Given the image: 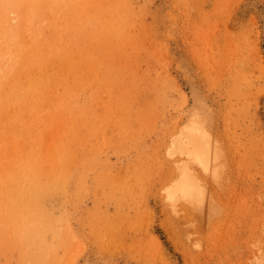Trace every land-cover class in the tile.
Returning a JSON list of instances; mask_svg holds the SVG:
<instances>
[{"label":"rangeland","instance_id":"374dc122","mask_svg":"<svg viewBox=\"0 0 264 264\" xmlns=\"http://www.w3.org/2000/svg\"><path fill=\"white\" fill-rule=\"evenodd\" d=\"M91 1L0 0V264H264V0Z\"/></svg>","mask_w":264,"mask_h":264},{"label":"bare ground","instance_id":"6f19581e","mask_svg":"<svg viewBox=\"0 0 264 264\" xmlns=\"http://www.w3.org/2000/svg\"><path fill=\"white\" fill-rule=\"evenodd\" d=\"M21 1H22V0H21ZM79 1H80V3H81V0H79ZM92 1H93V0H92ZM92 1H91V2H92ZM140 1H141V0H140ZM18 2H19V1H18ZM72 2H73V1H72ZM94 2H95V1H94ZM55 3H56V2H55ZM66 3H67V2H66ZM69 3H70V2H69ZM80 3H79V4H80ZM82 3H83V2H82ZM16 4H17V3H16ZM18 4H19V3H18ZM77 4H78V3H77ZM79 4H78V5H79ZM84 4H85V3H84ZM90 4H91V3H90ZM31 5H32V4H31ZM65 5H66V4H65ZM85 5H86V4H85ZM87 5H88V3H87ZM87 5H86V6H87ZM92 5H93V3H92ZM13 6H14V5H13ZM19 6H20V5H19ZM21 6H22V5H21ZM21 6H20V7H21ZM27 6H28V5H27ZM61 6H62V5H61ZM61 6H58V7L60 8ZM73 6H74V5H73ZM80 6L82 7L81 4H80ZM20 7H19V8H20ZM25 7H26V5H25ZM58 7H57V9H58ZM70 7H72V4H71ZM76 7H77V6H76ZM21 8H22V7H21ZM23 8H24V7H23ZM65 8H66V6H65ZM68 8H69V7H68ZM68 8H67V9H68ZM88 8H89V7L87 6L86 9H88ZM116 8H118V7H116ZM12 9H13V8H12ZM57 9H56V10H57ZM80 9H81V8H80ZM21 10H22V9H21ZM23 10H25V9H23ZM50 10H51V9H50ZM12 11H13V10H12ZM29 11H30V10H29ZM54 11H55V10H54ZM63 11H64V9H63ZM66 11H67V10H66ZM79 11H80V10H79ZM115 11H116V9H115ZM10 12H11V11H10ZM23 12H24V11H23ZM52 12H53V11H52ZM76 12H77V9H76ZM85 12H86V11H85ZM89 12H90V11H89ZM0 13H2V12H0ZM6 13H7V12H6ZM6 13H5V14H6ZM60 13H62V12L60 11ZM64 13H65V11H64ZM81 13H82V12H81ZM23 14H24V13H23ZM25 14H26V13H25ZM62 14H63V13H62ZM73 14H74V13H73ZM1 15H3V14H0V16H1ZM6 15H7V14H6ZM6 15H4L3 17L5 18ZM30 15H31V14H30ZM51 15H52V14H51ZM51 15H50V17H51ZM78 15H79V13H78ZM82 15H83V14H82ZM113 15H114V14H113ZM24 16H25V15H24ZM27 16H29V15H27ZM33 16H35V15L33 14ZM45 16H46V14H45ZM47 16H48V15H47ZM47 16H46V17H47ZM52 16H53V15H52ZM59 16H60V15H59ZM67 16H69V15L67 14ZM75 16H76V15H75ZM117 16H118V15H117ZM37 17H39V16L37 15ZM37 17H35V18H37ZM56 17H57V16H56ZM56 17H55V18H56ZM77 17H78V16H77ZM83 17H84V19H85V16H83ZM1 18H2V17H1ZM22 18H23V17H22ZM60 18H61V16H60ZM63 18H64V17H63ZM69 18H71V17H69ZM72 18H73V16H72ZM90 18H92V17H90ZM24 19H25V18H24ZM27 19H28V18H27ZM46 19L48 20V18H46ZM82 19H83V18H82ZM84 19H83L82 21H84ZM87 19H89V18H87ZM87 19H85V20H87ZM96 19H97V18H96ZM96 19H95V21H96ZM30 20H31V19H30ZM37 20H38V19H37ZM37 20H36V21H37ZM39 20H40V19H39ZM53 20H54V18H53ZM61 20H62V18H61ZM63 20H64V19H63ZM65 20H66V19H65ZM76 20H77V19H76ZM80 20H81V19H80ZM89 20H90V19H89ZM97 20H98V19H97ZM5 21H6V20H5ZM13 21H14V20H13ZM31 21H32V20H31ZM31 21H30V22H31ZM36 21H35V22H36ZM54 21H55V20H54ZM66 21H68V20H66ZM91 21H92V20H90L89 22H91ZM95 21H92V22H93V23H96ZM109 21L112 22V20L109 19L107 23H109ZM28 22H29V21H28ZM28 22H27V23H28ZM64 22H65V21H64ZM70 22H71V21H70ZM84 22H85V21H84ZM92 22H91V23H92ZM101 22H102V21H101ZM124 22H125V19H124ZM1 23H2V22H1ZM21 23H22V22H21ZM21 23H20V25H22ZM32 23H34V22L32 21ZM32 23H31V24H32ZM37 23H38V22H37ZM40 23H41V22H40ZM45 23H46V22H45ZM78 23H80V21L77 22V24H78ZM103 23H105V21L102 22V24H103ZM117 23H118V22H116V24H117ZM48 24H49V23H48ZM53 24H54V23H53ZM53 24L50 22V25H53ZM55 24H58V23H55ZM59 24H60V23H59ZM68 24H69V22H68ZM68 24H67V25H68ZM73 24H74V22H73ZM84 24H85V23H84ZM109 24H110V23H109ZM109 24H108V25H109ZM121 24H122V23H121ZM4 25H5V23H4ZM28 25H30V24H28ZM40 25H41V24H40ZM43 25H44V24H43ZM60 25H61V24H60ZM62 25H63V24H62ZM62 25H61V26H62ZM90 25H91V24H90ZM90 25H89L88 27H90ZM92 25H93V24H92ZM108 25H106V26H108ZM113 25H114V22H113ZM117 25H118V24H117ZM36 26H37V25H36ZM38 26H39V25H38ZM45 26H46V25H45ZM53 26H55V25H53ZM63 26H64V25H63ZM65 26H66V25H65ZM84 26H85V25H84ZM95 26H97V25H95ZM98 26H99V25H98ZM102 26H103V25H102ZM126 26H127V25H126ZM2 27H3V26H2ZM5 27H6V26H5ZM19 27H20V29H22L21 26H19ZM29 27H30V26H28V28H29ZM46 27H48V26H46ZM50 27H51V26H50ZM74 27H77V26L75 25ZM86 27H87V26H86ZM113 27H114V26H113ZM3 28H4V27H3ZM24 28H25V27H24ZM63 28H64V27H63ZM79 28H80V27H79ZM92 28H93V27H92ZM100 28H101V27H100ZM26 29H27V28H26ZM57 29H58V28H57ZM65 29L67 30V28H65ZM83 29H85V27H83ZM102 29H104V28H102ZM102 29H101V30H102ZM112 29H113V28H112ZM112 29H111V30H112ZM115 29H116V28H115ZM9 30H10V29H9ZM22 30H23V29H22ZM29 30H30V29H29ZM36 30H37V29H36ZM39 30H40V29H39ZM48 30H49V29H48ZM60 30H63V29H60ZM86 30H87V29H86ZM94 30H95V29H94ZM106 30H107V29H106ZM25 31H26V30H25ZM45 31H46V30H45ZM45 31H44L43 33H45ZM4 32H6V31H4ZM28 32H30V31H28ZM28 32H27V33H28ZM53 32H54V31H53ZM65 32H66V31H65ZM75 32H76V31H75ZM81 32H82V31H81ZM99 32H100V31H99ZM20 33H21V32H20ZM27 33H26V34H27ZM58 33H59V32H58ZM71 33H72V32H71ZM71 33H70V34H71ZM51 34H53V33H51ZM56 34H57V33H56ZM62 34H63V32H62ZM86 34H87V32H86ZM123 34H124V33H123ZM23 35H24V34H23ZM39 35H41V34H39ZM43 35H44V34H43ZM57 35H58V34H57ZM117 35H119V34H117ZM52 36L54 37V35H52ZM67 36L69 37V35H67ZM71 36H72V35H71ZM75 36H76V35H75ZM45 37H46V36H45ZM63 37H64V36H63ZM2 38H3V37H2ZM26 38H27V37H26ZM39 38H40V36H39ZM41 38H43V36H42ZM66 38H67V37H66ZM76 38H77V37H76ZM68 39H70V38H68ZM19 40H20V39H19ZM42 40H43V39H42ZM56 40H58V39H56ZM28 41H29V37H28ZM54 41H55V40H54ZM54 41H53V42H54ZM66 41H67V40H66ZM68 41H69V40H68ZM70 41H71V40H70ZM23 42H24V41H23ZM44 42H45V41H44ZM59 42H60V41H59ZM63 42H64V41H63ZM1 43H2V42H1ZM9 43H10V42H9ZM18 43H19V42H18ZM25 43H26V42H25ZM28 43H29V42H28ZM45 43H46V42H45ZM65 43H67V42H65ZM73 43H74V42H72V44H73ZM7 44H8V43H7ZM40 44H41V42H40ZM6 46H7V45H6ZM9 46H10V45H9ZM2 47H3V45H2ZM38 47H39V46H38ZM46 47H47V46H46ZM48 47H49V46H48ZM48 47H47V48H48ZM73 47H74V45H73ZM6 48H7V47H6ZM42 48H43V47H42ZM60 48H62V47H60ZM60 48H59V49H60ZM67 48H68V47H67ZM18 49H19V48H18ZM20 49H21V48H20ZM33 49H34V48H33ZM37 49H38V48H37ZM39 49H40V48H39ZM71 49H72V48H71ZM0 50H1V49H0ZM10 50H11V49H10ZM24 50H25V49H24ZM24 50H23V51H24ZM54 50H56V49H54ZM61 50H62V49H61ZM65 50H66V49H65ZM68 50H69V49H68ZM23 51H22V53H23ZM31 51H32V50H31ZM37 51H38V50H37ZM43 51H45V49H44ZM76 51H77V50H76ZM0 52H1V51H0ZM16 52H17V51H16ZM16 52H14V53H16ZM24 52L26 53V51H24ZM38 52H39V51H38ZM48 52H49V51H48ZM48 52H47V53H48ZM41 53H42V52H41ZM68 53H70V52H68ZM9 54H10V53H9ZM39 54H40V53H39ZM60 54H61V53H60ZM70 54H71V53H70ZM4 55H5V54H4ZM33 55H38V53H36V51H35V53H34ZM41 55H42V54H41ZM44 55H45V54H44ZM44 55H43V56H44ZM48 55H49V54H48ZM48 55H47V56H48ZM61 55H62V54H61ZM47 56H46V57H47ZM29 57H30V56H29ZM29 57H28V58H29ZM50 57H51V56H50ZM10 58H12V57H10ZM10 58H9V60H10ZM18 58H19V57H18ZM25 58H26V57H25ZM35 58H36V57H35ZM41 58H42V56H41ZM53 58H54V57H53ZM63 58H64V57H63ZM100 58H101V57H100ZM16 59H17V58H16ZM39 59H40V56H39ZM54 59H55V58H54ZM4 60H5V59H4ZM4 60H3V61H4ZM9 60H8V61H9ZM32 60H33V59H32ZM46 60H47V59H46ZM50 60H51V59H50ZM67 60H68V59H67ZM3 61H2V62H3ZM30 61H31V60H30ZM33 61H34V60H33ZM41 61H43V58H42ZM41 61H39V62H41ZM62 61H63V60H62ZM23 62H24V64H25L27 61L25 62V60H24ZM0 63H1V62H0ZM10 63H11V62H10ZM27 63H29V62H27ZM27 63H26L25 65H27ZM71 63H72V61H71ZM71 63H70V64H71ZM4 64H5V61H4L3 65H4ZM46 64H47V63H46ZM28 65H29L30 68H31V65H30V64H28ZM33 65H34V63H33ZM36 65H37V64H36ZM53 65L55 66V64H53ZM71 65H72V64H71ZM0 66H1V65H0ZM17 66H18V65H17ZM21 66H22V65H21ZM37 66H39V65H37ZM40 66H41V65H40ZM40 66H39V67H40ZM68 66H70V65H68ZM72 66H74V65H72ZM5 67H6V66H5ZM14 67H15V66H14ZM32 67H33V66H32ZM39 67H38V68H39ZM43 67H44V66H43ZM52 67H53V66H52ZM2 68H3V66H2ZM12 68H13V67H12ZM18 68H19V67H18ZM26 68H27L26 70H28L29 67H26ZM73 68H74V67H73ZM73 68H72V69H73ZM0 69H1V68H0ZM61 69H63V68H61ZM80 69H81V68H80ZM11 70H12V69H11ZM16 70H18V69H16ZM21 70H22V69H21ZM24 70H25V68L23 69V71H24ZM30 70H32V68H31ZM44 70H45V69H44ZM34 71H35V70H34ZM34 71H33V72H34ZM71 71H72V70H69V73H70ZM16 72H17V71H16ZM50 72H51V71H50ZM58 72H59V71H58ZM73 72H75V71H73ZM73 72H71V73L73 74ZM0 73H1V72H0ZM28 73H29V72H28ZM52 73H53V72H52ZM71 73H70V74H71ZM2 74H3V73H2ZM4 74H5V73H4ZM10 74H12V73H10ZM13 74H14V73H13ZM16 74H17V73H16ZM18 74H19V73H18ZM22 74H23V72H22ZM22 74H21V75H22ZM25 74H26V73H25ZM29 74H30V73H29ZM34 74H35V72H34ZM54 74H55V73H54ZM8 75H9V74H8ZM37 75H38V74H37ZM37 75H36V76H37ZM44 75H49V74H46V73H45ZM56 75H59V74H56ZM60 75H61V74H60ZM27 76H28V75H27ZM61 76H62V75H61ZM61 76H60L59 78H62ZM71 76H72V75H71ZM73 76H74V75H73ZM3 77H4V75H3ZM13 77H14V76H13ZM13 77H12V78H13ZM32 77H33V76H32ZM39 77H40V76H39ZM42 77H43V76H42ZM47 77H48V76H47ZM50 77L52 78V76H50ZM54 77H55V76H54ZM68 77H69V76H68ZM4 78H5V77H4ZM25 78H26V77H25ZM34 78H35V77H34ZM57 78H58V77H57ZM19 79H20V77H19ZM21 79L23 80V78H21ZM36 79H37V78H36ZM63 79H64V77H63ZM109 79H110V78H109ZM2 80H3V79H2ZM14 80H15V77H14ZM50 80H51V79H50ZM68 80H69V79H68ZM18 81H19V80H18ZM29 81H30V80H29ZM36 81H37V80H36ZM51 81H52V80H51ZM51 81H50V82H51ZM60 81H61V80H60ZM66 81H67V80H66ZM70 81H71V80H70ZM14 82H15V81H14ZM25 82H26V81H24L23 83H25ZM38 82H39V81H38ZM63 82H64V81H63ZM63 82H62V83H63ZM23 83H22V84H23ZM36 83H37V82H36ZM36 83H35V84H36ZM56 83H57V80H56ZM64 83H65V82H64ZM64 83H63V84H64ZM86 83H87V82H86ZM0 84H1V82H0ZM4 84L6 85V83H4ZM7 84H8V83H7ZM15 84L17 85V83H15ZM15 84H14V85H15ZM19 84H21L20 81L18 82V85H19ZM51 84H53V83H51ZM25 85H27V84H25ZM40 85H41V84H40ZM37 86H38V84H37ZM66 86H67V83H66ZM69 86H70V84H69ZM17 87H19V86H17ZM39 87H40V86H39ZM105 87H106V85H105ZM2 88L4 89V86H3ZM21 88H22V87H21ZM34 88H35V87H34ZM107 88H108V87H107ZM109 88H110V87H109ZM31 89H33V88L31 87ZM46 89H47V86H46ZM24 90H25V89H24ZM26 90H27V89H26ZM37 90H39V88H38V89H35V91H37ZM1 91H4V90H1V89H0V93H1ZM5 91H6V90H5ZM5 91H4V92H5ZM12 91H13V90H12ZM12 91H11V92H12ZM32 91H33V90H32ZM42 91H44L43 88H42ZM42 91H41V92H42ZM47 91H48V90H47ZM23 92H25V91H22V93H23ZM49 92H50V90H49ZM52 92H53V91H52ZM52 92H51V93H52ZM66 92H67V90H66ZM66 92H65V93H66ZM5 93H6V92H5ZM12 93H13V92H12ZM22 93H21V94H22ZM36 93H37V92H35V95H37L36 97L38 98L40 95L38 96V94H36ZM39 93H40V92H39ZM43 93H44V92H43ZM23 94L25 95V93H23ZM8 95H9V94H8ZM32 95H33V94H32ZM35 95H34V97H35ZM51 95H52V94H51ZM64 95H66V94H64ZM70 95H71V93H70ZM0 96H1V95H0ZM20 96H21V95H20ZM62 96H63V95H62ZM62 96H61V97H62ZM66 96H67V95H66ZM6 97H7V96H6ZM8 97H9V96H8ZM41 97H42V96H41ZM43 97H44V96H43ZM43 97H42V98H43ZM48 97H49V96H48ZM63 97H64V96H63ZM0 98H1V97H0ZM64 98H65V97H64ZM66 98H69V97H66ZM4 99H5V98H4ZM6 99H7V98H6ZM6 99H5V101H6ZM10 99H11V97H10ZM16 99L19 100L20 98H16ZM16 99H15V100H16ZM38 99H39V98H38ZM43 99H44V98H43ZM43 99H42V100H43ZM45 99H46V98H45ZM45 99H44V100H45ZM49 99H50V98H49ZM58 99H59V98H58ZM58 99H56V100H58ZM2 100H3V99H2ZM18 100H16V102H17ZM20 100H21V99H20ZM46 100H47V99H46ZM8 101H9V100H8ZM36 101H37V100H36ZM36 101H33V103L36 102ZM39 101L42 103L41 100H39ZM70 101H71V100H70ZM6 102H7V101H6ZM10 102H11V101H10ZM21 102H22V101H21ZM44 102H45V101H44ZM47 102H48V101H47ZM49 102H51V100H50ZM52 102H53V101H52ZM67 102H69V101H67ZM38 103H39V102H38ZM45 103H46V102H45ZM69 103H70V102H69ZM2 104H3V103H2ZM16 104H18V103H16ZM16 104H15V106H16ZM19 104H20V103H19ZM36 104H37V102H36L34 105H36ZM48 104H49V103H48ZM20 105H21V104H20ZM42 106H44V104H43ZM42 106H41V107H42ZM46 106H47V105H46ZM46 106H45V107H46ZM49 106H50V105H49ZM64 106H66V105H64ZM67 106H68V105H67ZM67 106H66V107H67ZM6 107H8V106H6ZM11 107H12V106H11ZM11 107H10V108H11ZM17 107H18V106H17ZM17 107H16V108H17ZM37 107H38V106H37ZM50 107H51V106H50ZM57 107H59V106H57ZM10 108H9V109H10ZM16 108H15V109H16ZM35 108H36V106H35ZM59 108H60V107H59ZM0 109H1V108H0ZM2 109H4V108L2 107ZM5 109H6V108H5ZM9 109H8V110H9ZM48 109H49V108H48ZM51 109H52V108H51ZM55 109H57V108L55 107ZM37 110H38V109H37ZM49 110H50V109H49ZM68 110H69V109H67V111H68ZM0 111H1V110H0ZM53 111H54V110H53ZM1 112H2V111H1ZM7 112H8V111H7ZM11 112H12V111H11ZM15 112H16V111H15ZM28 112H29V110H28ZM34 112H36V110H34ZM46 112H47V111H46ZM5 113H6V112H4V114H5ZM38 113H39V112H38ZM47 113H48V112H47ZM47 113H46V114H47ZM53 113H54V112H53ZM56 113H57V110H56ZM59 113H60V111H59ZM10 114H11V113H10ZM10 114H9V115H10ZM14 114H15V113H14ZM25 114H26V113H25ZM44 114H45V112H44ZM44 114H43V115H44ZM68 114H70V113H68ZM0 116H1V115H0ZM21 116H22V115H21ZM38 116H39V114L37 115V117H38ZM41 116H42V115H41ZM50 116H51V115H50ZM12 117H13V116H12ZM12 117H11V118H12ZM62 117H63V116H62ZM25 118H26V116H25ZM50 118H51V117H50ZM57 118H58V117H56L55 119H57ZM69 118H70V117H69ZM1 119H2V118H1ZM41 119H42V118H41ZM48 119H49V118H48ZM4 120H5V119H4ZM29 120H30V118H29ZM0 121H1V120H0ZM2 121H3V120H2ZM6 123H7V122H6ZM45 123H46V122H45ZM125 126H126V125H125ZM1 128H2V127L0 126V129H1ZM6 128H7V127H6ZM55 128H56V127H55ZM55 128H54V129H55ZM57 130H58V129H57ZM34 132H35V131H34ZM49 132H50V131H49ZM49 132H48V133H49ZM55 132H56V130H55ZM57 133H58V132H57ZM53 134H54V132H53ZM57 135H58V134H57ZM53 136H54V135H53ZM55 136H56V135H55ZM50 138H52V137H49V139H50ZM189 138L191 139V142H192V144L194 145L196 152L201 153V162H205V160H206V152H205L204 145H203V143H202V141H201V137H199V136H197V135H191ZM0 139H2V138L0 137ZM45 139H46V138H45ZM55 139H56V138H55ZM52 142H53V141H52ZM19 143H20V142H19ZM46 143H47V142H46ZM55 143H57V142L55 141ZM55 143H54V144H55ZM43 144H44V143H43ZM55 145H57V144H55ZM39 146H40V145H39ZM14 147H15V146H14ZM14 147H13V148H14ZM48 147H49V146H48ZM48 147H47V148H48ZM5 148H6V147H5ZM9 148H10V147H9ZM11 148H12V147H11ZM20 148H21V147H20ZM20 148H19V149H20ZM26 148H27V147H26ZM30 148H31V147H30ZM47 148H46V150H47ZM57 148H59V147H57ZM34 149H35V148H34ZM38 149H39V148H38ZM38 149H37V150H38ZM29 150H30V149H29ZM37 150H36V151H37ZM48 150H50V149H48ZM60 150H61V149H60ZM22 151H23V150H22ZM51 151H52V149L50 150V152H51ZM58 151H59V150H58ZM12 152H13V151H12ZM32 152H33V151H32ZM32 152H31V153H32ZM47 152H48V151H47ZM47 152H46L45 155H47ZM63 152H64V151H63ZM31 153H30V154H31ZM38 153H39V152H38ZM43 153H44V152H43ZM48 153H49V152H48ZM34 154H35V153H34ZM51 154H52V153H51ZM12 155H13V154H12ZM19 155H21V154H19ZM48 155H49V154H48ZM52 155H53V154H52ZM52 155H51V156H52ZM54 155H55V154H54ZM69 155H70V154H69ZM26 156H27V155H26ZM63 156H65V155H63ZM35 157H36V154H35ZM44 157H45V156H44ZM56 157H57V156H56ZM67 158H68V157H67ZM0 159H1V158H0ZM27 159H29V158L27 157ZM37 160H38V158H37ZM63 160H64V159H63ZM63 160H62V161H63ZM20 162H21V160H20ZM11 163H13V162L11 161ZM15 163H16V162H15ZM15 163H14V164H15ZM27 163H28V162H27ZM27 163H26V164H27ZM29 163H30V162H29ZM12 165H13V164H12ZM12 165H11V167H12ZM16 165H17V164H16ZM38 165H39V164H38ZM50 165H51V164H50ZM22 166H23V164H22ZM24 166H25V165H24ZM9 167H10V166H9ZM11 167H10V169H11ZM17 167L20 168V164L17 165ZM0 168H1V167H0ZM25 168H27V167L25 166ZM34 168H35V167H34ZM34 168H33V169H34ZM1 169H2V168H1ZM6 169H7V168H6ZM23 169H24V168H23ZM39 169H40V168H39ZM16 170H17V169H16ZM30 170H32V169H30ZM50 170H51V169H50ZM23 171H24V170H23ZM51 171H52V170H51ZM51 171H50V172H51ZM11 172H12V171H11ZM32 172H33V171H32ZM38 172H40V171H38ZM21 173H22V172H21ZM0 174H1V173H0ZM2 174H3V173H2ZM2 174H1V175H2ZM36 174H37V173H36ZM3 175H4V174H3ZM34 175H35V172H34ZM37 175H38V174H37ZM21 176H22V175H21ZM35 176H36V175H35ZM6 177H7V176H6ZM27 177H28V176H27ZM29 178H30V177H29ZM48 178H49V177H48ZM80 178H81V177H80ZM4 179H5V178H4ZM36 179H38V178H36ZM44 179H45V178H44ZM0 180H3V177H1ZM6 180H7V179H6ZM30 180H31V179H30ZM47 180H48V179H47ZM53 180H54V179H53ZM78 181H79V180H78ZM1 182H2V181H1ZM8 182H9V181H8ZM11 182H12V181H11ZM11 182H10V183H11ZM31 182H32V180H31ZM39 182H40V180H39ZM3 183H4V181H3ZM40 183H41V182H40ZM4 184H6V183H4ZM11 184H12V183H11ZM26 184H27V183H26ZM30 184H31V183H30ZM1 185H2V184H1ZM2 186H3V185H2ZM10 186H12V185H10ZM2 188L5 189L4 187H2ZM10 192H11V191H10ZM5 193H7V192L5 191ZM57 193H58V192H57ZM33 196L35 197V195H33ZM58 196H59V195H58ZM60 196H61V195H60ZM18 197H19V196H18ZM20 197H21V196H20ZM23 197H24V196H23ZM35 198H36V197H35ZM4 200H5V199H4ZM22 200H23V199H22ZM22 200H21V201H22ZM33 200H34V198H33ZM35 200H36V199H35ZM47 201H48V200H47ZM27 204H28V203H27ZM33 204H34V203H33ZM31 205H32V204H30L29 206H31ZM44 206H45V205H44ZM31 207H32V206H31ZM27 208H28V207H27ZM28 210H29V209H28ZM61 210H62V209H61ZM32 211H34V208H33ZM52 211H53V210H52ZM55 212H56V211H55ZM29 213H30V211H29ZM32 213H33V214H32ZM32 213H30V214L34 215V212H32ZM52 213H53V212H52ZM27 215H28V214H27ZM20 218H21V217H20ZM51 218H52V217H51ZM95 218H96V217H95ZM33 221H34V220H33ZM44 221H45V220H44ZM37 222H38V221H37ZM62 222H63V221H62ZM38 223H39V222H38ZM35 224H36V223H35ZM63 224H64V223H63ZM46 225H47V224H46ZM58 225H59V224H58ZM55 226H56V225H55ZM39 227H41V226L39 225ZM39 227H38V228H39ZM63 227H64V226H63ZM17 229H18V228H17ZM28 229H29V228H28ZM43 229H45V228H43ZM33 230H34V229H33ZM36 230H37V229H36ZM63 230H64V228H63ZM30 231H31V230H30ZM43 231H44V230H43ZM65 231H66V230H65ZM8 232H9V231H8ZM31 232H32V231H31ZM33 232H34V231H33ZM56 232H57V231H56ZM68 232H69V231H68ZM6 233H7V232H6ZM25 233H26V232H25ZM66 233H67V232H66ZM2 234H3V233H2ZM7 234H9V233H7ZM7 234H6V236H7ZM27 234H28V233H27ZM30 234H31V233H30ZM35 234H37V233H35ZM57 234H58V233H57ZM59 234H60V233H59ZM68 234H69V233H68ZM31 235H32V234H31ZM41 235H42V233H41ZM29 236H30V235H29ZM32 236H33V235H32ZM38 236H40V235L38 234ZM42 236H44V234H43ZM42 236H41V237H42ZM51 236H52V235H51ZM64 236H65V235H64ZM64 236H63V237H64ZM59 237H60V236H59ZM65 237H66V236H65ZM16 238H17V237H16ZM18 238H19V237H18ZM23 238H24V237H23ZM26 238H27V237H25L24 239H26ZM32 238H33V237H32ZM32 238H28V242H31V241H29V240H30V239L32 240ZM2 239H3V238H2ZM6 239H7V238H6ZM14 239H15V238H14ZM44 239H45V237H44ZM53 239H54V238H53ZM57 239H58V237H57ZM59 239H60V238H59ZM59 239H58V240H59ZM68 239H70V238H68ZM15 240H16V239H15ZM35 240H36V239H35ZM51 240H52V238H51ZM4 241H5V239H4ZM4 241H3V242H4ZM8 241H9V240H8ZM33 241H34V240H33ZM44 241H45V240H44ZM53 241H54V240H53ZM60 241H61V240H60ZM1 242H2V241H1ZM3 242H2V243H3ZM13 242H14V241L12 240V243H13ZM18 242H19V240H18ZM42 242H43V241H42ZM42 242H41V243H42ZM45 242H46V241H45ZM50 242H51V241H50ZM8 243H9V242H8ZM10 243H11V242H10ZM19 243H20V242H19ZM23 243H26L25 240H24ZM35 243L38 244V241L35 242ZM5 244H7V241L5 242ZM17 244H18V243H17ZM63 244H64V243H63ZM15 245H16V244H14L13 246L15 247ZM20 245H22V244H20ZM24 245H25V244H24ZM35 245H36V244H35ZM38 245H39V244H38ZM5 246H7V245H5ZM9 246H10V245H9ZM11 246H12V245H11ZM13 246H12V247H13ZM31 246L34 247V242H33V245L31 244ZM56 246H57V245H56ZM62 246H63V245H62ZM64 246H65V244H64ZM24 247H25V246H24ZM24 247H23V250H24ZM26 247H27V246H26ZM26 247H25V248H26ZM33 247H32V249H33ZM52 247H53V246H52ZM54 247H55V246H54ZM3 248H7V247H3ZM17 248H19V247H17ZM49 248H50V247H49ZM55 248H56V247H55ZM20 249H21V247H20ZM27 249H29V248H27ZM30 249H31V248H30ZM30 249H29V250H30ZM36 249H40V248H38V246H37ZM36 249H35V250H36ZM45 249H46V248H45ZM3 250H4V249H3ZM29 250H28V251H29ZM46 250L48 251V249H46ZM52 250H53V249H51L50 251H52ZM54 250H55V249H54ZM54 250H53V251H54ZM24 251H25V250H24ZM24 251H23V252H24ZM36 251H37V250H36ZM39 251H40V250H39ZM43 251H44V249H43ZM50 251L45 252V253L47 254V253H49ZM4 252H6V251H4ZM30 252H32V251L30 250ZM30 252H29V253H26V254H30ZM33 252H34V251H33ZM33 252H32V253H33ZM55 252H56V251H55ZM64 252H65V251H64ZM21 253H22V252H21ZM37 253H38V252H37ZM37 253H36V256H37ZM41 253H42V252H41ZM1 254L3 255V253H1ZM39 254H40V253H39ZM56 254H57V253H56ZM56 254H55V255H56ZM61 254H62V253H61ZM64 254H65V253H64ZM41 255H42V254H41ZM49 255H50V254H49ZM32 256H34V255L32 254ZM53 256H54V255H53ZM56 256H57V255H56ZM59 256H60V255H59ZM59 256H58V257H59ZM62 256H63V255H62ZM62 256H61V257H62ZM29 257H30V256H29ZM29 257H28V258H29ZM38 257H40V256H38ZM38 257H37V259H38ZM44 257L46 258V256L43 255V258H44ZM28 258H27V259H28ZM32 258H33V257H32ZM56 258H57V257H56ZM33 259H34V258H33ZM49 259H50V258H49ZM28 260H29V259H28ZM43 260H44V259H43ZM43 260L40 259V261H42L41 263H43ZM9 261H10V260H9ZM9 261H8V263H9ZM19 261H20V259H19ZM22 261H24V260H22ZM36 261L38 262V260H36ZM44 261L46 262V259H45ZM51 261H52V260H51ZM56 261H57V260H56ZM56 261H55L54 263H55V264H56V263L58 264V261H57V262H56ZM31 262H32V263H37V262H33V261H31ZM47 262H48V260H47ZM47 262H46V263H47ZM8 263H7V264H8ZM19 263H21V262H18V264H19ZM26 263H27V262H25V264H26ZM32 263H31V264H32ZM41 263L39 262V263H37V264H41ZM59 263H60V262H59ZM22 264H23V263H22ZM48 264H49V263H48Z\"/></svg>","mask_w":264,"mask_h":264}]
</instances>
